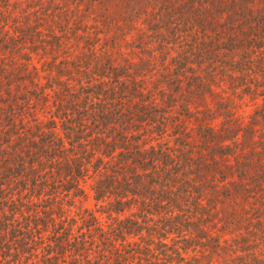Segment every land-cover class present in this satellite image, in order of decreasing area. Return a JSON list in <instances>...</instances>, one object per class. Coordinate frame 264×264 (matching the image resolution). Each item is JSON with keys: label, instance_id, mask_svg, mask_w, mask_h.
<instances>
[{"label": "trees", "instance_id": "1", "mask_svg": "<svg viewBox=\"0 0 264 264\" xmlns=\"http://www.w3.org/2000/svg\"><path fill=\"white\" fill-rule=\"evenodd\" d=\"M0 264H264V0H0Z\"/></svg>", "mask_w": 264, "mask_h": 264}]
</instances>
